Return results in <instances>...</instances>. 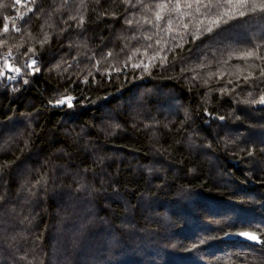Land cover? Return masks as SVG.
Here are the masks:
<instances>
[{
    "label": "trees",
    "instance_id": "obj_1",
    "mask_svg": "<svg viewBox=\"0 0 264 264\" xmlns=\"http://www.w3.org/2000/svg\"><path fill=\"white\" fill-rule=\"evenodd\" d=\"M179 2L0 0V264H264V12Z\"/></svg>",
    "mask_w": 264,
    "mask_h": 264
},
{
    "label": "snow or ice",
    "instance_id": "obj_2",
    "mask_svg": "<svg viewBox=\"0 0 264 264\" xmlns=\"http://www.w3.org/2000/svg\"><path fill=\"white\" fill-rule=\"evenodd\" d=\"M17 2H19V0H17ZM34 2V0H33ZM138 3H140V0H137ZM231 4H236L239 5L241 7H249V11L252 13H255L257 11L260 12H264V0H208L207 3H204V0H191V2H188L185 4L186 8L192 9L193 6L195 5V12L200 13L201 9L205 10V13L208 12V10H214L216 8H224V11L222 13H220L216 20H214L212 22V26L211 27H207L205 28L203 31L198 30V35L193 36V39H197L199 38V36L204 35L205 33H209L212 32L214 30L215 27H219V25L221 23H227L229 20L232 19H236L238 17H243L246 15V13L244 11H238L236 12L234 9H229L227 6L231 5ZM158 8L161 9L160 12H158L156 14V21H160L162 19L165 18V10H168L169 8H171V11H175V12H179L180 11V2L179 0H177V3L172 6L170 4V0L169 3H162L159 5H156ZM70 19H75V17H70ZM82 19H81V23H82ZM129 23H131V21H129ZM148 23H152V21H148ZM169 31H171V21H169ZM188 26L185 25V28H187ZM18 30V29H17ZM163 30V29H162ZM4 31H7V25H5ZM147 39H151V37H147ZM47 40V36L45 37V41ZM157 43H159V41H157ZM149 47H151V45H149ZM177 47H183V45H177ZM164 49H161V51H163ZM171 49H169L170 51ZM29 51H33L32 49H29ZM109 55H111V53H109ZM157 56H159V54H157ZM157 57H153L152 61L155 62V59ZM131 59V57H130ZM160 62L161 65H163L164 63L167 62V57L166 55L164 57L160 58ZM36 64V60H32L31 65H28V67H32V65ZM134 68H140L143 66L144 70L147 71L149 66L148 65H141V64H134L132 65ZM39 68H35L34 71H39ZM15 71L17 73H19L21 70L19 68H16ZM116 71H120V69H116ZM0 75H3V72L0 71ZM8 79H15V77H9ZM28 81L25 80V83H27ZM73 98L68 96V97H63L61 99H58L55 101L54 106L56 105H63L67 102L68 107H72V103L71 100ZM50 103H52L50 101ZM254 103H260V104H264V96H261L259 101H254ZM221 120L224 119V117H220ZM238 235L245 237L251 241L254 242H259V243H264V240H261L260 237L264 236V232H260L259 236L250 232H240L238 233Z\"/></svg>",
    "mask_w": 264,
    "mask_h": 264
},
{
    "label": "water",
    "instance_id": "obj_3",
    "mask_svg": "<svg viewBox=\"0 0 264 264\" xmlns=\"http://www.w3.org/2000/svg\"><path fill=\"white\" fill-rule=\"evenodd\" d=\"M241 232H250V231H241ZM238 233H240V232L229 233V234L226 235V238L228 240H237V239H240L243 242H247V243H250V244H253V245H260L259 242L251 241V240H249V239H247L245 237H242V236L238 235ZM250 233L256 234L254 232H250ZM256 235H258V234H256Z\"/></svg>",
    "mask_w": 264,
    "mask_h": 264
},
{
    "label": "rangeland",
    "instance_id": "obj_4",
    "mask_svg": "<svg viewBox=\"0 0 264 264\" xmlns=\"http://www.w3.org/2000/svg\"><path fill=\"white\" fill-rule=\"evenodd\" d=\"M31 63H32V60H30V65H31ZM11 69H13V68H11L10 66L7 67V70H11ZM12 76H13V74H12Z\"/></svg>",
    "mask_w": 264,
    "mask_h": 264
},
{
    "label": "built area",
    "instance_id": "obj_5",
    "mask_svg": "<svg viewBox=\"0 0 264 264\" xmlns=\"http://www.w3.org/2000/svg\"><path fill=\"white\" fill-rule=\"evenodd\" d=\"M13 77L17 78V75H16V74H14V75H13Z\"/></svg>",
    "mask_w": 264,
    "mask_h": 264
}]
</instances>
